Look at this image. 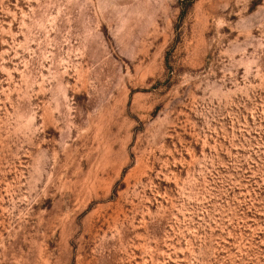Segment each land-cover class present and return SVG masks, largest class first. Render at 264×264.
<instances>
[{
  "label": "rangeland",
  "instance_id": "374dc122",
  "mask_svg": "<svg viewBox=\"0 0 264 264\" xmlns=\"http://www.w3.org/2000/svg\"><path fill=\"white\" fill-rule=\"evenodd\" d=\"M0 264H264V0H0Z\"/></svg>",
  "mask_w": 264,
  "mask_h": 264
}]
</instances>
